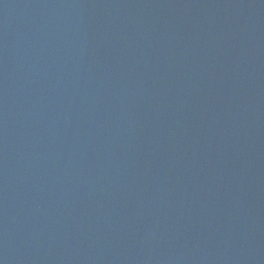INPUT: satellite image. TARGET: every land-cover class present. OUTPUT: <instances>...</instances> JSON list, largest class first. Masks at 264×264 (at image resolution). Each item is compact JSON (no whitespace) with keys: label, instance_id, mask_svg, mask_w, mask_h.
<instances>
[{"label":"water","instance_id":"water-1","mask_svg":"<svg viewBox=\"0 0 264 264\" xmlns=\"http://www.w3.org/2000/svg\"><path fill=\"white\" fill-rule=\"evenodd\" d=\"M0 264H264V0H0Z\"/></svg>","mask_w":264,"mask_h":264}]
</instances>
